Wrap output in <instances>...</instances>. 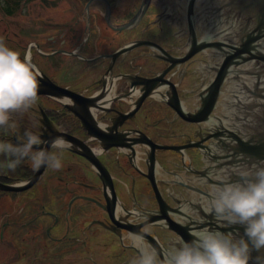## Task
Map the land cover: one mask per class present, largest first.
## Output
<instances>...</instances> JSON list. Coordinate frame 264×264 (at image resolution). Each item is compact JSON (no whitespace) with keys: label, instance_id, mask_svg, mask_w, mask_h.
Instances as JSON below:
<instances>
[{"label":"flooded vegetation","instance_id":"flooded-vegetation-1","mask_svg":"<svg viewBox=\"0 0 264 264\" xmlns=\"http://www.w3.org/2000/svg\"><path fill=\"white\" fill-rule=\"evenodd\" d=\"M143 1L18 0L12 15L2 8L7 18L19 17V35L15 33L19 39L5 36L9 45L23 52L34 43V60L41 71L54 84L68 91L62 98L40 94L29 112L14 114L20 134L31 128L47 139L54 132L77 136L86 141L89 150L101 161L104 160L103 143L109 141L104 135L101 140L90 136L89 130L98 129L104 134L103 131L120 127L124 122L122 129L185 131L187 136L183 143L187 146L196 143L197 136L203 133L198 126L188 125L173 114H161L157 111L161 104L149 100L141 104V98L131 92V86L113 77L112 71L119 53L137 39L159 43L173 55L186 54L193 38L201 39L213 25L208 22L207 10L198 18L200 8L196 6L190 19L191 30L187 13H165L159 0H153L136 29L137 37L132 36L130 30L121 31ZM30 5L34 6L31 14L35 17L33 29L24 27V16L30 14ZM160 23L164 28L162 32ZM149 28H159L161 37L159 32L152 36L151 30L147 31ZM166 28L172 30V36H166ZM27 30L33 35L28 41L24 38ZM166 40L173 44L174 51L167 47ZM139 55L137 64L163 54L145 46ZM41 82L39 91L47 89ZM194 96L192 92L189 94L191 102L195 100ZM141 112L148 115L147 120L140 121ZM79 116L85 118V123ZM138 118V125L130 121ZM71 149L76 150V147ZM192 150L188 149L190 154ZM82 163L81 157L68 151L65 167L61 170L45 168L32 188L19 193L0 190V245H13L19 250L12 264H132L137 256L132 250V242L111 233L104 216H98L102 205L101 179L74 177ZM106 165L110 178L114 177L115 165L112 162ZM179 169L173 168L170 181H177L174 174ZM188 170L196 172L192 165ZM37 171L27 162L14 171L0 170V183L28 181ZM100 176L109 184V175L104 169L100 170ZM186 185L196 190L195 186ZM175 197L180 198L178 194ZM8 201L12 206H7ZM157 239L162 248L166 247L167 240L162 232Z\"/></svg>","mask_w":264,"mask_h":264},{"label":"water","instance_id":"water-1","mask_svg":"<svg viewBox=\"0 0 264 264\" xmlns=\"http://www.w3.org/2000/svg\"><path fill=\"white\" fill-rule=\"evenodd\" d=\"M151 3L152 0H145L133 20L121 31L141 21ZM159 3L163 7L170 6L175 15L187 13L191 30L190 19L195 14V7L211 6L208 13L218 20L219 23L214 26L218 32L200 42L195 36L189 53L183 57L173 56L158 43L135 41L117 56L112 76L127 82L131 92L140 94L141 104L147 100L152 103L158 100L175 117H180L188 125L198 126L203 132L197 136L198 141L191 146L182 143L187 136L185 131L164 135L140 128L122 129L125 122L120 127L103 131L104 134L98 129H88L90 136L101 140L104 135L109 141L103 143L104 160L101 161L80 137L54 132L48 139H43L48 140L46 147H49L53 138L64 136L70 141L71 148L76 147V150L69 151L81 157L83 163L75 179L85 176L101 179L102 205L98 216H104L111 233L131 241L132 233L143 232L149 242L164 249L157 239L160 232L167 240L165 246L179 238L190 240V227L195 226L197 221L201 224L213 223L212 213L206 209L212 186L235 179L230 173L238 170L239 166L264 160V0H159ZM225 25L228 27L225 28ZM145 46L155 47L163 55L137 64L136 61L141 58L138 52ZM209 52H212V56ZM197 56L204 61L213 59L215 66L211 68L209 83H204L193 105L190 92L186 90L189 85L186 73ZM181 68L185 70L184 75L180 73ZM38 79L47 88L39 91V95L62 98L68 93L67 89L54 84L45 74L39 75ZM232 81L236 82L232 94L237 100L233 104L236 114L231 118L234 124L226 125L225 119L228 118L214 115V112L223 88ZM190 104L194 106L192 111L186 109ZM79 120L85 123L84 117ZM140 120H147V116L140 114ZM130 121L137 125L140 123L139 118ZM164 139L173 142L158 141ZM188 148L194 149L188 155L189 163L196 167L194 174L202 181L201 186L193 189L199 196L195 200L189 195L192 189L185 183L159 180L161 170L179 166V162L185 164L184 151ZM109 162L116 168L112 178L106 169ZM102 169L109 175V184L100 176ZM44 170L45 167H41L33 178L22 184L0 183V190L26 191L38 182ZM161 185L167 189L164 190ZM177 187L187 197L176 199L172 188ZM137 213L143 217L139 222ZM237 229L240 236L245 235L244 225H233L225 230L236 232ZM132 250L138 255L134 247ZM250 264H264V248L253 247Z\"/></svg>","mask_w":264,"mask_h":264},{"label":"clouds","instance_id":"clouds-1","mask_svg":"<svg viewBox=\"0 0 264 264\" xmlns=\"http://www.w3.org/2000/svg\"><path fill=\"white\" fill-rule=\"evenodd\" d=\"M34 43L23 52L0 35V170H15L25 162L31 168L61 170L72 145L56 136L49 147L38 131H18L16 113H27L38 102L40 67L34 60ZM15 136V139L12 137ZM235 179L214 184L206 209L213 223L199 221L190 227L191 239H176L161 249L143 232L131 234L138 255L132 264H250L253 247L264 248V160L250 161L233 170ZM137 222L143 219L138 213ZM244 225V236L226 231Z\"/></svg>","mask_w":264,"mask_h":264},{"label":"rangeland","instance_id":"rangeland-1","mask_svg":"<svg viewBox=\"0 0 264 264\" xmlns=\"http://www.w3.org/2000/svg\"><path fill=\"white\" fill-rule=\"evenodd\" d=\"M33 7V5H30V14L27 12L28 14L26 13L27 15L24 16V27H35V25H33L35 17L31 15L33 13ZM30 31L31 30H27L24 32V38H26L27 41L33 38L32 32ZM21 32L22 30L20 31V33ZM15 33L19 35V17L7 18V16H5L3 12H0V35L4 37L8 36L13 40H18L19 37H16ZM83 178H88V176H85ZM7 206H12L11 202L8 201ZM18 254L19 250L14 248L13 245H0V263L8 261L9 264H12L11 261H15L17 259Z\"/></svg>","mask_w":264,"mask_h":264},{"label":"trees","instance_id":"trees-1","mask_svg":"<svg viewBox=\"0 0 264 264\" xmlns=\"http://www.w3.org/2000/svg\"><path fill=\"white\" fill-rule=\"evenodd\" d=\"M17 1L18 0H0V5L8 14L12 15L15 13L14 8L16 7Z\"/></svg>","mask_w":264,"mask_h":264},{"label":"crops","instance_id":"crops-1","mask_svg":"<svg viewBox=\"0 0 264 264\" xmlns=\"http://www.w3.org/2000/svg\"><path fill=\"white\" fill-rule=\"evenodd\" d=\"M228 98L230 99V97L228 96ZM229 112L232 110L231 108H228ZM181 178L184 177V176H180Z\"/></svg>","mask_w":264,"mask_h":264}]
</instances>
